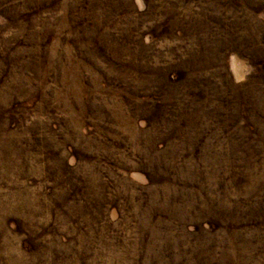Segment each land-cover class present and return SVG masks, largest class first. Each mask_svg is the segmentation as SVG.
Instances as JSON below:
<instances>
[{
	"label": "rangeland",
	"instance_id": "1",
	"mask_svg": "<svg viewBox=\"0 0 264 264\" xmlns=\"http://www.w3.org/2000/svg\"><path fill=\"white\" fill-rule=\"evenodd\" d=\"M0 264H264V0H0Z\"/></svg>",
	"mask_w": 264,
	"mask_h": 264
}]
</instances>
